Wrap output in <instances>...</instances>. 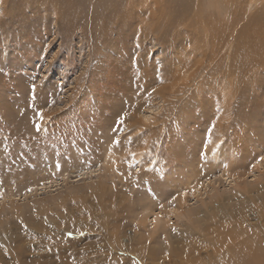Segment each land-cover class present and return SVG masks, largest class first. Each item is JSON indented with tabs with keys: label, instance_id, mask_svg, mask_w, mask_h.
<instances>
[{
	"label": "rangeland",
	"instance_id": "1",
	"mask_svg": "<svg viewBox=\"0 0 264 264\" xmlns=\"http://www.w3.org/2000/svg\"><path fill=\"white\" fill-rule=\"evenodd\" d=\"M263 32L264 0H0V264L264 263Z\"/></svg>",
	"mask_w": 264,
	"mask_h": 264
},
{
	"label": "snow or ice",
	"instance_id": "2",
	"mask_svg": "<svg viewBox=\"0 0 264 264\" xmlns=\"http://www.w3.org/2000/svg\"><path fill=\"white\" fill-rule=\"evenodd\" d=\"M40 68L43 70V65H40ZM36 89V85L35 83L31 84V90H30V94H34ZM155 92V88L151 89V91L145 90V94L148 95L149 97L151 96L152 93ZM131 107V105H130ZM37 115L39 117H41L42 119V113L37 111ZM130 114L125 110L121 115H119L116 119V125L122 126L125 122H126V117L129 116ZM116 125H114V127H116ZM35 131L38 133L41 129L39 127V125H35ZM117 130H119L117 128ZM131 142V141H130ZM121 141L117 140V139H113L112 144L113 146H118L120 145ZM261 160H264V156L260 157ZM57 170L59 171V165H57ZM28 191H31V189H28ZM171 195V194H170ZM175 196L171 197V200H174ZM171 200H169V203H171ZM161 207H163V204L160 205ZM173 231H175V229H173Z\"/></svg>",
	"mask_w": 264,
	"mask_h": 264
},
{
	"label": "bare ground",
	"instance_id": "3",
	"mask_svg": "<svg viewBox=\"0 0 264 264\" xmlns=\"http://www.w3.org/2000/svg\"><path fill=\"white\" fill-rule=\"evenodd\" d=\"M169 1H172L173 2V4H178V0H169ZM66 3V2H65ZM175 13H176V8H175V6L173 5V6H171V9L169 10V12H168V14H169V16L170 17H168L169 19H171V21L173 22V23H175V20H174V18H173V15H175ZM259 23V22H258ZM261 26H262V24H261ZM257 29H259V27H257ZM258 32V31H257ZM264 33V32H263ZM257 35V34H256ZM251 37V36H250ZM256 37V36H255ZM263 42H264V40H263ZM258 51V50H257ZM261 52V51H260ZM255 55V54H254ZM221 233V232H220ZM240 234H242V231L241 230H239L238 232H237V235L238 236H240ZM217 236V235H216ZM223 236V235H222ZM221 237V236H220ZM232 237H234V236H232ZM242 237V236H241ZM224 238H229V235H227V234H224ZM210 239V238H209ZM213 239V238H212ZM215 239H216V237H215ZM222 240V239H221ZM212 241V240H211ZM219 241V240H218ZM242 241V240H241ZM215 242V241H214ZM212 243V242H211ZM231 245H233V244H231ZM246 245H247V243H246ZM117 246H123L122 244H118ZM216 246V245H215ZM124 247V246H123ZM223 247V246H222ZM229 248V247H228ZM113 249V248H112ZM123 249H125V248H123ZM218 250V249H217ZM230 251H231V249H230ZM107 252V251H106ZM248 252V251H247ZM134 254H136V253H134ZM248 254V253H247ZM137 255V258L140 260L139 262H141V259H140V256H138V254H136ZM223 255V254H222ZM239 255V253H238V251H237V249L236 250H234L233 252H231V254H229V256H228V258L223 262V264H236V259L239 257L238 256ZM254 256V255H253ZM257 256V255H256ZM241 258V257H240ZM136 260V259H135ZM235 262V263H234ZM241 264H244V262H242ZM245 264H249V263H247V262H245ZM260 264H264L263 263V261H261L260 262Z\"/></svg>",
	"mask_w": 264,
	"mask_h": 264
}]
</instances>
